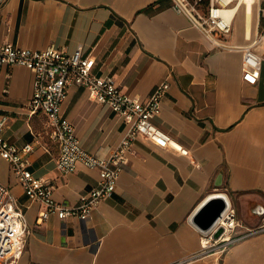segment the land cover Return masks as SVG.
<instances>
[{
    "label": "crops",
    "instance_id": "crops-1",
    "mask_svg": "<svg viewBox=\"0 0 264 264\" xmlns=\"http://www.w3.org/2000/svg\"><path fill=\"white\" fill-rule=\"evenodd\" d=\"M238 12L221 35L225 43L247 44L258 29L254 9L249 30ZM4 42L67 52L81 45L96 74L139 99L167 80L152 121L189 149L184 155L136 135L114 192L85 220L56 214L38 220L43 205L26 196L0 156V183L15 195L29 228L17 264H264V230L223 252L203 250L205 233L189 220L214 192L235 209L234 235L264 218V40L253 44L262 57L255 83L242 79L241 49L212 43L171 0H4ZM32 80L25 66H0V134L17 146L32 141L28 168L50 180L56 201L73 206L98 185L99 172L84 164L69 172L56 167L59 148L46 120L42 126L40 112L29 113ZM61 113L90 152L109 155L125 134L122 118L80 85L69 86Z\"/></svg>",
    "mask_w": 264,
    "mask_h": 264
},
{
    "label": "built area",
    "instance_id": "built-area-1",
    "mask_svg": "<svg viewBox=\"0 0 264 264\" xmlns=\"http://www.w3.org/2000/svg\"><path fill=\"white\" fill-rule=\"evenodd\" d=\"M3 1L0 0V6ZM244 3L252 6L258 18V29L247 44L225 43L221 38V35L229 33L233 20L222 17L221 0H171V7L176 12L185 14L215 45L241 49L242 79L255 83L256 70L262 57L253 49V44L264 40V0H243ZM10 64L25 66L33 74L28 109L30 114L40 112L46 117L48 135L59 148L56 167L62 172H69L78 164H84L97 168L99 172L98 185L82 194L77 204H62L53 198L50 180L35 175L28 168L27 158L33 150V142L17 146L0 134V156L9 162L26 196L43 205L38 220L46 219L51 214L60 218L67 215H74L82 220L88 218L96 202L114 192L117 177L127 162L126 152L138 134L154 144L168 145L184 155L189 153L187 147L175 141L152 121V117L160 111L161 98L169 86L167 80L158 82L144 99L131 96L122 91L112 77L98 75L93 71L94 58L81 45L67 52L53 45L43 49H30L10 42L0 43V66ZM71 84L83 86L90 98L106 104L124 121L125 134L109 155H100L83 148L73 124L62 115L61 104ZM4 120L5 116H2L0 130ZM239 225L235 209L229 204L212 231L205 233L203 250L216 247L223 252L230 243L263 231L264 218L247 233L234 235L235 228ZM218 227H222V231L219 236L213 237L212 233ZM28 232L25 214L17 204L15 195L8 186L0 183V264H17L25 248Z\"/></svg>",
    "mask_w": 264,
    "mask_h": 264
},
{
    "label": "water",
    "instance_id": "water-1",
    "mask_svg": "<svg viewBox=\"0 0 264 264\" xmlns=\"http://www.w3.org/2000/svg\"><path fill=\"white\" fill-rule=\"evenodd\" d=\"M215 185L219 186V177L215 181ZM229 206L227 196L222 192H214L209 194L203 202L192 212L189 220L201 232L210 233L217 224L218 220ZM222 227H218L212 233L213 237L219 236Z\"/></svg>",
    "mask_w": 264,
    "mask_h": 264
},
{
    "label": "bare ground",
    "instance_id": "bare-ground-1",
    "mask_svg": "<svg viewBox=\"0 0 264 264\" xmlns=\"http://www.w3.org/2000/svg\"><path fill=\"white\" fill-rule=\"evenodd\" d=\"M222 6L220 7L221 15L224 19L228 20L234 18L237 11H242L246 29H250V22L253 18V9L249 3H244L243 0H221ZM242 6V8H241Z\"/></svg>",
    "mask_w": 264,
    "mask_h": 264
},
{
    "label": "rangeland",
    "instance_id": "rangeland-1",
    "mask_svg": "<svg viewBox=\"0 0 264 264\" xmlns=\"http://www.w3.org/2000/svg\"><path fill=\"white\" fill-rule=\"evenodd\" d=\"M206 1L207 0H204V2H206ZM241 8H242V6H241ZM238 14H242V11H239ZM36 118H37L38 122L43 126V122L46 120V117H44L42 113H38Z\"/></svg>",
    "mask_w": 264,
    "mask_h": 264
}]
</instances>
